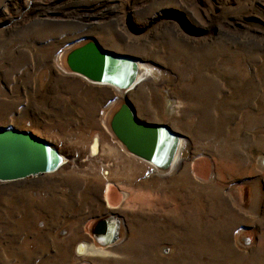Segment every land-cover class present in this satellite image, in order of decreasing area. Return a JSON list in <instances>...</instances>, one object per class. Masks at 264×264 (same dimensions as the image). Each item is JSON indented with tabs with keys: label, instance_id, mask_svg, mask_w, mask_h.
<instances>
[{
	"label": "rangeland",
	"instance_id": "rangeland-1",
	"mask_svg": "<svg viewBox=\"0 0 264 264\" xmlns=\"http://www.w3.org/2000/svg\"><path fill=\"white\" fill-rule=\"evenodd\" d=\"M88 40L150 76L124 92L72 73L66 55ZM125 100L184 139L179 166L115 137ZM0 128L68 159L0 182V264H264V0H0ZM108 213L123 225L103 247L91 229Z\"/></svg>",
	"mask_w": 264,
	"mask_h": 264
},
{
	"label": "water",
	"instance_id": "water-1",
	"mask_svg": "<svg viewBox=\"0 0 264 264\" xmlns=\"http://www.w3.org/2000/svg\"><path fill=\"white\" fill-rule=\"evenodd\" d=\"M66 63L72 73L90 82L110 85L128 92L139 84V60L88 40L68 52ZM110 129L133 156L160 171L177 162L180 135L161 123L140 120L127 100L113 113ZM67 157L42 137L16 128H0V182L16 181L62 169ZM123 221L108 213L98 218L91 233L99 245L115 243Z\"/></svg>",
	"mask_w": 264,
	"mask_h": 264
},
{
	"label": "bare ground",
	"instance_id": "bare-ground-1",
	"mask_svg": "<svg viewBox=\"0 0 264 264\" xmlns=\"http://www.w3.org/2000/svg\"><path fill=\"white\" fill-rule=\"evenodd\" d=\"M139 65H140V71H139V76H138V80H139V83H141L143 80H145V79H147L150 75H149V71H151L150 69H149V67L145 64V63H143V62H141V61H139ZM150 74H151V72H150ZM125 92V91H124ZM214 99V94L213 93H208L207 95H206V97L203 99V101H202V103H203V106L204 107H207L208 105H210V104H213V105H216L218 102L217 101H215V100H213ZM169 107H171V105H169ZM180 141H181V143H180V146H179V152H178V154H177V162H176V164H175V168L177 167V166H179L180 164H181V162H182V154L184 155H186V152H187V149L186 148H184V146H185V144H184V139L182 138V137H180ZM101 151H102V147H100V145L98 144V141H94V143L92 144V146H91V155H90V157L93 155H95V154H97V153H99V154H101ZM74 152V151H73ZM103 154V153H102ZM73 159V163H72V165H71V167L73 168V169H77L78 168V159H77V156L75 157H73L72 158ZM93 163V162H92ZM70 164V163H69ZM101 164H102V162H101ZM93 166V165H92ZM102 166V165H101ZM109 167V166H108ZM100 168V167H99ZM107 168V167H106ZM89 169H91V170H94L95 169V167H89ZM87 245L86 244H82V245H80L79 246V248H78V251L79 252H86L87 251Z\"/></svg>",
	"mask_w": 264,
	"mask_h": 264
}]
</instances>
